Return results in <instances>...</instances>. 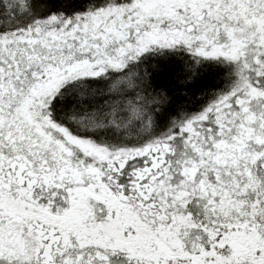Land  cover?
Returning a JSON list of instances; mask_svg holds the SVG:
<instances>
[{
  "label": "snow or ice",
  "instance_id": "snow-or-ice-1",
  "mask_svg": "<svg viewBox=\"0 0 264 264\" xmlns=\"http://www.w3.org/2000/svg\"><path fill=\"white\" fill-rule=\"evenodd\" d=\"M0 264H264V0H0Z\"/></svg>",
  "mask_w": 264,
  "mask_h": 264
}]
</instances>
